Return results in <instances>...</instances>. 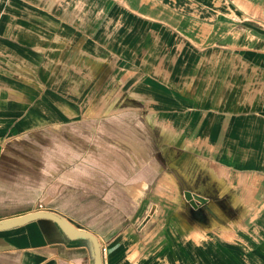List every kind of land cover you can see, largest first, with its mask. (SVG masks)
<instances>
[{"label": "crops", "instance_id": "0c3cea01", "mask_svg": "<svg viewBox=\"0 0 264 264\" xmlns=\"http://www.w3.org/2000/svg\"><path fill=\"white\" fill-rule=\"evenodd\" d=\"M262 2L0 0V162L38 126L153 116L185 145L131 190L130 225L101 200L96 230L45 212L93 233L103 264H264ZM189 189L207 205L194 208ZM0 264H94V250L38 220L0 232Z\"/></svg>", "mask_w": 264, "mask_h": 264}, {"label": "rangeland", "instance_id": "374dc122", "mask_svg": "<svg viewBox=\"0 0 264 264\" xmlns=\"http://www.w3.org/2000/svg\"><path fill=\"white\" fill-rule=\"evenodd\" d=\"M85 117L71 122L76 125L38 126L7 141L0 162L1 219L54 207L78 228L96 230L93 207L101 200L123 229L137 214L132 202L141 200L131 190L156 182L185 145L184 135L157 126L153 116ZM79 197H85V208Z\"/></svg>", "mask_w": 264, "mask_h": 264}, {"label": "water", "instance_id": "95a60500", "mask_svg": "<svg viewBox=\"0 0 264 264\" xmlns=\"http://www.w3.org/2000/svg\"><path fill=\"white\" fill-rule=\"evenodd\" d=\"M186 199L194 206V208L207 205L209 195L202 192L196 193L190 189L185 194ZM38 220H48L53 222L64 234L71 238H85L89 240L94 250V264H103L102 245L98 238L91 232L79 230L70 223L52 212H33L18 218L6 220L0 223V232L18 228L25 224Z\"/></svg>", "mask_w": 264, "mask_h": 264}]
</instances>
